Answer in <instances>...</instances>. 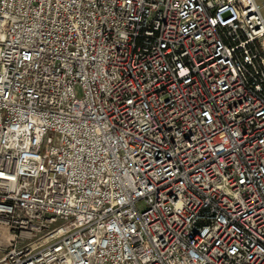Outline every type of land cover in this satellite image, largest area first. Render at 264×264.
<instances>
[{"label": "built area", "instance_id": "1", "mask_svg": "<svg viewBox=\"0 0 264 264\" xmlns=\"http://www.w3.org/2000/svg\"><path fill=\"white\" fill-rule=\"evenodd\" d=\"M0 264H264L256 0H0Z\"/></svg>", "mask_w": 264, "mask_h": 264}, {"label": "rangeland", "instance_id": "2", "mask_svg": "<svg viewBox=\"0 0 264 264\" xmlns=\"http://www.w3.org/2000/svg\"><path fill=\"white\" fill-rule=\"evenodd\" d=\"M256 2L260 6L261 13L264 16V0H256Z\"/></svg>", "mask_w": 264, "mask_h": 264}, {"label": "bare ground", "instance_id": "3", "mask_svg": "<svg viewBox=\"0 0 264 264\" xmlns=\"http://www.w3.org/2000/svg\"><path fill=\"white\" fill-rule=\"evenodd\" d=\"M0 234H3L5 236V239H7V241L11 240V237L6 235L5 233H3V231L1 229H0Z\"/></svg>", "mask_w": 264, "mask_h": 264}]
</instances>
